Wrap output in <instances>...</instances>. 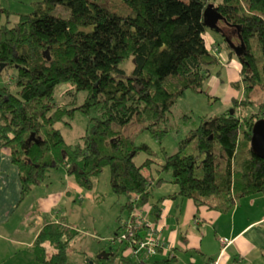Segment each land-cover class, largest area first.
Listing matches in <instances>:
<instances>
[{
    "label": "trees",
    "instance_id": "obj_1",
    "mask_svg": "<svg viewBox=\"0 0 264 264\" xmlns=\"http://www.w3.org/2000/svg\"><path fill=\"white\" fill-rule=\"evenodd\" d=\"M218 14L236 30L241 79L232 85L243 88L244 96L235 99L234 110L199 115L177 152L163 147V169L179 188L152 204L151 179L135 161L141 148L150 147L136 145L124 128L143 124L162 142L169 128L161 124L168 123L179 99L188 90L206 92L205 82L221 64L219 46L207 33L221 28L206 22ZM0 69H12L4 86L9 93L0 90V152L10 148L23 198L52 170L65 167L90 189L94 170L109 165L115 188L135 199L123 206L129 214L124 221L119 216L112 240L135 252L132 240L120 238L126 222L141 224L143 240L155 227L160 256L144 249L134 258L111 247L107 256L95 257L98 264H177L175 247L159 237L167 199L187 197L198 209L229 212L242 198L264 193V158L252 149L253 126L264 117V105L251 115L238 112L264 95V0H34L28 12L0 7ZM61 86L65 95H74L70 101H58ZM81 92L86 97L79 104ZM78 112L89 116L90 126L71 147L55 138V125H72ZM184 117L191 122L194 116ZM33 133L39 138L31 140ZM192 140L207 153L201 165L195 152H187ZM219 148L225 161L216 155ZM140 210L146 220L136 216ZM80 233L62 217L41 229L32 251L42 264H68Z\"/></svg>",
    "mask_w": 264,
    "mask_h": 264
},
{
    "label": "rangeland",
    "instance_id": "obj_2",
    "mask_svg": "<svg viewBox=\"0 0 264 264\" xmlns=\"http://www.w3.org/2000/svg\"><path fill=\"white\" fill-rule=\"evenodd\" d=\"M33 1L0 0V7L8 8L13 12L18 10L28 12L32 9ZM61 12L66 14L65 11L61 10ZM11 18L16 20L17 16L13 15ZM216 22L219 24L221 31L209 28L207 33L216 42L215 44L219 46L217 54L220 57L221 64L213 69L212 76L205 82L204 89L206 92L188 90L179 99L169 114L168 123L161 124V128H169V132L165 135L162 142L154 137L150 130L145 129L143 124L133 122L124 128L125 134L130 136L136 145L140 146L146 143L150 147L149 149L141 148L135 156V161L151 179L150 202L152 204L161 196L160 194L173 192L176 188L175 181L177 179L172 173L163 169L165 163L163 147L169 154L177 152L180 141L186 138L189 130L198 124L199 115H218L234 110L235 99H242L244 96L243 88L239 89L232 85V82L241 79V61L236 51L237 46H235L237 39L236 30L223 20H217ZM228 45H231L232 48ZM231 49L234 50L232 54L230 53ZM127 66L130 69V65L127 64ZM10 76H12V69L0 72V90L2 94L9 93L4 86L10 84ZM66 89L63 86L57 89L58 101H70L73 98V94L65 95L63 93ZM78 97L80 104L85 99L86 92L78 93ZM262 105H264V95L260 96L259 101L253 106L247 109H239L238 112L241 113L243 111L244 116L251 115L253 111L259 110ZM186 113L194 116L191 122L185 121L184 116ZM89 126V116L83 112H78L73 118L72 125L63 124V122L56 123L55 138L73 147L81 136L86 134ZM38 138L39 135L36 133L30 136L31 140ZM187 152H195L198 155V165H201L202 160L207 157V153H201L197 150V140L191 141ZM216 155L225 161L223 149L219 148L216 151ZM198 175H202L201 169L198 170ZM91 177L92 188L85 189L79 186L75 175L71 174L67 180L70 184V195L66 196L67 201L62 204L63 207H58L61 210V214L66 216V221L81 232L72 242L68 264L78 261L85 264L87 262L84 260L88 259V257L84 256V252L87 251L92 256H96L98 251L108 250L111 247L119 248L125 255L138 258L132 246L125 248V242L119 239L112 240L119 227V216H122L124 221L129 214L128 208L124 211L122 210L123 206L129 205L133 200L135 201L134 197H130L125 191L115 188L109 165L95 169ZM28 254L29 252L23 249L21 258L23 260L28 258ZM217 260L219 259L214 260L213 263Z\"/></svg>",
    "mask_w": 264,
    "mask_h": 264
},
{
    "label": "crops",
    "instance_id": "obj_3",
    "mask_svg": "<svg viewBox=\"0 0 264 264\" xmlns=\"http://www.w3.org/2000/svg\"><path fill=\"white\" fill-rule=\"evenodd\" d=\"M70 176L65 167L52 170L45 181L35 185L23 198L19 168L13 162L10 148L2 149L0 264H42L34 255L32 246L47 223L60 221L63 217L69 224L58 207L70 195L67 181ZM175 187L173 192L179 188L177 180ZM162 205L159 237L175 247L177 264H212L216 259H220V264H264V193L242 198L229 212L198 209L191 198L184 197L167 199ZM220 237L225 238L227 244ZM23 249L29 252L24 260L21 258ZM101 251L108 250H100L98 254ZM84 256L88 257L85 264H98L94 260L96 256L87 251Z\"/></svg>",
    "mask_w": 264,
    "mask_h": 264
},
{
    "label": "built area",
    "instance_id": "obj_4",
    "mask_svg": "<svg viewBox=\"0 0 264 264\" xmlns=\"http://www.w3.org/2000/svg\"><path fill=\"white\" fill-rule=\"evenodd\" d=\"M136 216L143 218L146 220L147 214L140 210L139 212H136ZM149 223V222H148ZM150 226V224H148ZM141 224L139 225L138 223H134L133 220L127 221L126 225L124 226L123 230L121 231L120 238L123 240H132L133 243L136 245L135 253L138 254L142 252L144 249L153 255H158L160 256L159 250L157 249L158 245H161L159 242L157 236H156V229L154 226L151 228V234L149 238L146 240H143V235L139 233ZM140 239V240H139ZM223 243L227 241L225 238L221 237L220 238ZM162 246L167 248V243H162ZM214 264H219V260H217Z\"/></svg>",
    "mask_w": 264,
    "mask_h": 264
},
{
    "label": "water",
    "instance_id": "obj_5",
    "mask_svg": "<svg viewBox=\"0 0 264 264\" xmlns=\"http://www.w3.org/2000/svg\"><path fill=\"white\" fill-rule=\"evenodd\" d=\"M212 22L207 20L206 23L210 25V27H215L216 26V21L219 20L220 18H223L221 15H212ZM238 53L240 54V47L236 48ZM252 149L254 150L255 154L258 156L264 158V117L259 119L258 121L255 122L253 126V136H252ZM105 254L107 256L110 254V251L103 252L98 254V257L101 258L102 255Z\"/></svg>",
    "mask_w": 264,
    "mask_h": 264
},
{
    "label": "flooded vegetation",
    "instance_id": "obj_6",
    "mask_svg": "<svg viewBox=\"0 0 264 264\" xmlns=\"http://www.w3.org/2000/svg\"><path fill=\"white\" fill-rule=\"evenodd\" d=\"M109 252V251H108ZM111 252V251H110Z\"/></svg>",
    "mask_w": 264,
    "mask_h": 264
}]
</instances>
